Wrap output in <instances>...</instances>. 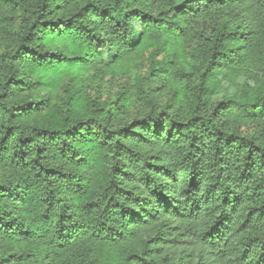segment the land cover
<instances>
[{
    "label": "trees",
    "instance_id": "obj_1",
    "mask_svg": "<svg viewBox=\"0 0 264 264\" xmlns=\"http://www.w3.org/2000/svg\"><path fill=\"white\" fill-rule=\"evenodd\" d=\"M0 264H264V0H0Z\"/></svg>",
    "mask_w": 264,
    "mask_h": 264
},
{
    "label": "rangeland",
    "instance_id": "obj_2",
    "mask_svg": "<svg viewBox=\"0 0 264 264\" xmlns=\"http://www.w3.org/2000/svg\"><path fill=\"white\" fill-rule=\"evenodd\" d=\"M121 69L126 70L127 68H126V66H122V65L120 67L116 68L115 71H116L117 75H119ZM91 74H92V72L89 69H85L82 71L80 70L77 73V78H80V80L84 79L86 81L90 78ZM71 77H73V75H71ZM58 93H59V88L53 89L54 95H57ZM134 116H135V112L132 108H130V117H134Z\"/></svg>",
    "mask_w": 264,
    "mask_h": 264
}]
</instances>
